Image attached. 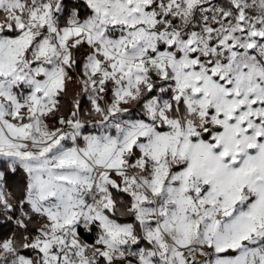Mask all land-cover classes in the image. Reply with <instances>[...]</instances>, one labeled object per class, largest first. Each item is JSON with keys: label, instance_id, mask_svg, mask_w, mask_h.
Here are the masks:
<instances>
[{"label": "snow or ice", "instance_id": "6c2138e0", "mask_svg": "<svg viewBox=\"0 0 264 264\" xmlns=\"http://www.w3.org/2000/svg\"><path fill=\"white\" fill-rule=\"evenodd\" d=\"M0 264H264V0H0Z\"/></svg>", "mask_w": 264, "mask_h": 264}]
</instances>
